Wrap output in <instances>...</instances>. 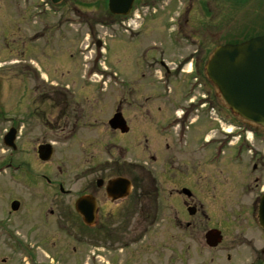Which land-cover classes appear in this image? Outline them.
I'll return each mask as SVG.
<instances>
[{"label": "flooded vegetation", "instance_id": "af4514ba", "mask_svg": "<svg viewBox=\"0 0 264 264\" xmlns=\"http://www.w3.org/2000/svg\"><path fill=\"white\" fill-rule=\"evenodd\" d=\"M238 1L252 0H118L115 10L110 0H0V42L10 55L5 73L13 80L6 87L10 113L0 110L9 123L2 166L20 172L31 163L14 158L29 146L22 136L46 132L33 146L41 161L31 163L39 166L38 188L14 178L36 198L29 203L20 189L0 200L6 207L0 242L10 255L0 264H61L51 256L57 233L71 243L74 264L98 261L99 246L111 260L133 246L136 262L153 264L146 254L156 249L162 227L165 264H264V129L237 120L206 70L214 50L235 41ZM48 45L54 49L47 53ZM80 56V84L46 80L45 57ZM59 139L71 158L85 157L82 178L52 177ZM45 145L52 146L49 161L38 153ZM224 156L227 176L217 167ZM118 178L124 180L111 193L109 183ZM221 178L230 181L234 203L228 237L216 212L200 204L205 196L219 200L206 187ZM217 229L223 240L214 244L207 235Z\"/></svg>", "mask_w": 264, "mask_h": 264}, {"label": "rangeland", "instance_id": "374dc122", "mask_svg": "<svg viewBox=\"0 0 264 264\" xmlns=\"http://www.w3.org/2000/svg\"><path fill=\"white\" fill-rule=\"evenodd\" d=\"M256 0H252L247 6L246 5H240V1L237 3V21H236V36L235 41H244L246 39H249L251 37H255L260 34H264V7L262 8V5L256 4ZM256 2H259L257 0ZM229 9V6H227V10ZM77 44V43H76ZM46 51L50 49H54V45H48L45 47ZM6 47L0 42V86L2 87L1 93H0V110H3L5 113L9 114V106L7 102V96H6V87L10 82H12V78H10L9 74L5 73L9 70L7 67V60L6 57H10V55H7V52H5ZM55 49H58V44ZM16 58V57H15ZM15 60L14 58H12ZM17 59V58H16ZM83 59L81 56L73 59H66L62 58L63 61L59 62L58 58H44V71H45V78L46 80L53 81V82H60L69 84L71 86H75V84H80L82 81V71H83ZM118 62L117 57L111 56L108 58V64H113L114 70L116 69V63ZM101 75L95 77V79H99ZM114 79V80H113ZM110 80L115 82L116 78H113ZM35 107V106H34ZM30 110L32 109V105H29ZM47 112L51 113V109L49 108ZM237 120L238 117L236 116ZM9 125L8 121L1 118L0 116V170L2 168L3 171H0V187H4V189H7V192L2 190L0 192V200L3 199L5 202L8 201L11 198H14L19 195L20 189L23 190L24 198L30 201L32 199H35V192L32 190L26 191L24 187L19 186L18 183L20 181L14 180L16 179H22L28 180L31 183V188L37 189V181H38V170L39 166H36V164H31L33 162H41L38 158L37 151L33 149V146L36 145L35 141L38 140L36 138V135L41 134V132L46 133L44 131H39V128H36L34 131H31L29 133V136L24 135L22 139L23 141H27L29 139V146L27 148H22L18 152L14 153V158L16 159H29L31 163H28L27 165L22 166V169L20 172L15 170V165L10 167H4L2 164L7 161V149L5 145L3 144V135L5 134L6 127ZM38 143V142H37ZM55 153L50 160V165L48 168H51L52 171V177L58 176L61 177L69 175L72 177L77 173V177L83 176L84 167L82 166L85 157L83 156H77V157H70L72 156V152L70 151V146H67L63 143L62 139H59V144L56 145ZM144 158V157H143ZM54 162V163H52ZM75 163L74 169L72 163ZM58 163H61L62 170L57 168ZM227 164L225 156L221 158L220 166L217 167H224V165ZM83 167V168H82ZM216 167V166H214ZM226 169L225 175H228V167H224ZM81 169V170H80ZM19 170V169H18ZM44 170L47 172V168H44ZM17 171V173H16ZM81 173V175H79ZM71 174V175H70ZM75 177V176H74ZM79 181L78 183H80ZM229 183L230 181L228 179H220L217 181L215 187H206L209 191V193H219L220 197L219 200L213 201L210 199V197L205 196V198H202V201L200 204L203 205V208L206 210H213L216 213V216H218V220L220 223L219 228L222 229L224 232V236L228 237V234H231V216H232V209L234 207V203L229 197ZM169 188L166 187L167 190ZM215 189V190H214ZM166 195V193L164 194ZM207 197V198H206ZM3 202V201H2ZM0 202V220L6 219V217H3L5 213L3 211L6 208L4 204ZM175 206V203L172 202ZM30 209H32V206H30ZM211 216L214 217V214L211 212ZM169 220V218H166L163 220V225L166 224V222ZM13 221V220H12ZM215 221V218L213 219ZM216 222V221H215ZM56 240L54 239V242L56 244V249L52 250V257L60 259L61 264H74V255L71 250V243L66 242L64 239H62L60 234L57 233ZM167 234L165 233V229L162 227L157 232V245L156 249L152 251V255L146 254L147 257H154V263L153 264H165V259H167L170 255L169 250H166L163 248V243L167 240ZM60 238V239H59ZM191 238H189L190 241ZM116 240V238H114ZM57 241V242H56ZM117 244H114V247H116ZM118 246V245H117ZM51 247V246H50ZM133 246H129L125 248L123 251L122 249L119 250L120 255L113 256V259L111 260V256H105L108 252H105L106 249L104 247L99 246L98 249H95L93 251H96L101 256L98 261H93V264H105V262H109L110 264H148L147 260L144 258V261L136 262V256L133 254L134 249H132ZM70 249V250H69ZM46 251V250H45ZM151 252V251H150ZM96 253V254H97ZM116 254V253H115ZM10 256L9 252H7V249L3 244L0 242V261L3 257ZM49 254H46V259H51V257H48ZM68 257V258H67ZM100 260V261H99ZM177 264V263H176Z\"/></svg>", "mask_w": 264, "mask_h": 264}, {"label": "water", "instance_id": "95a60500", "mask_svg": "<svg viewBox=\"0 0 264 264\" xmlns=\"http://www.w3.org/2000/svg\"><path fill=\"white\" fill-rule=\"evenodd\" d=\"M118 0H110L113 10ZM207 71L210 79L220 90L223 102L242 120L264 128V35L237 44L219 46L211 56ZM8 137V136H7ZM6 137V140H7ZM52 148L48 145L40 148L42 160L50 159ZM124 179L110 182L113 193ZM187 191V190H186ZM84 200L78 203V210H83ZM18 203L13 202V209ZM191 211V209H190ZM193 212V211H192ZM85 214V213H84ZM86 222L90 216H85ZM260 223L264 227V198L260 210ZM207 238L214 244L221 241L220 231Z\"/></svg>", "mask_w": 264, "mask_h": 264}]
</instances>
